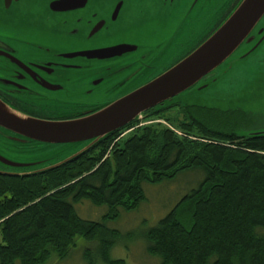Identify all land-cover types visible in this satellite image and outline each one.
<instances>
[{"label":"trees","instance_id":"16d2710c","mask_svg":"<svg viewBox=\"0 0 264 264\" xmlns=\"http://www.w3.org/2000/svg\"><path fill=\"white\" fill-rule=\"evenodd\" d=\"M180 107L177 127L152 108L146 123L134 120L57 167L0 174V264L65 258L78 237L97 242L87 264H126L110 256L121 235L106 223L146 200L143 183L186 170L203 178L144 231L145 251L160 264H264V134H237L238 119L249 125L241 111ZM82 201L107 211L84 219L75 209Z\"/></svg>","mask_w":264,"mask_h":264},{"label":"flooded vegetation","instance_id":"af4514ba","mask_svg":"<svg viewBox=\"0 0 264 264\" xmlns=\"http://www.w3.org/2000/svg\"><path fill=\"white\" fill-rule=\"evenodd\" d=\"M193 1L0 0V100L43 120H73L98 111L191 52L240 0H200L195 14ZM176 19L192 26L181 30L184 40L176 52L171 45L166 54ZM251 35L264 45V16ZM102 49L113 52L86 56ZM162 104L157 109H165ZM59 145L65 144L30 140L0 127V156L24 164L0 161V170L50 167L65 155V148L56 153Z\"/></svg>","mask_w":264,"mask_h":264},{"label":"water","instance_id":"95a60500","mask_svg":"<svg viewBox=\"0 0 264 264\" xmlns=\"http://www.w3.org/2000/svg\"><path fill=\"white\" fill-rule=\"evenodd\" d=\"M201 1L194 0L193 7L190 6V10L192 8L194 14L202 5ZM216 2L212 5H215ZM263 16L264 0H240L216 30L187 55L166 70L161 71L150 82L82 118L66 121L38 119L27 116L0 100V127L30 140L49 144H65L59 145V147H63L56 151L58 155L64 148L66 150L62 153H66L67 147L71 145L82 144L83 146L77 151H72L74 152L72 155L54 162L50 167L28 172L0 170V174L28 176L32 173L57 167L85 152L109 134L139 119L147 110L160 108L162 103L165 108L178 104L181 99L175 100L176 97L188 89L196 87H199L200 90L207 89L215 80L213 76L215 70L225 61L235 56L233 62H241L264 46L261 38L254 41V36L251 35ZM191 26V24L183 25V21L179 22L176 19L172 42L171 44L168 43L166 54H168L171 45L176 52L178 42L184 40L182 39L184 33H181V30L186 31ZM261 31L259 30L258 33ZM130 47L127 46L126 49ZM113 49L90 52L89 55L86 52V56L104 58L110 56ZM194 104L191 103V105ZM237 134L239 133L237 132ZM263 134L264 128L262 127L239 135L257 136ZM0 161L4 164L24 166V164L13 163L2 156H0Z\"/></svg>","mask_w":264,"mask_h":264},{"label":"rangeland","instance_id":"374dc122","mask_svg":"<svg viewBox=\"0 0 264 264\" xmlns=\"http://www.w3.org/2000/svg\"><path fill=\"white\" fill-rule=\"evenodd\" d=\"M198 38H193L195 42ZM232 56L225 61L214 73V81L205 90L199 87L188 89L178 95L175 100L178 105L168 106L152 117L162 116L168 123L177 127L183 119V109L186 104L204 105L218 110L241 111L249 115L241 118L234 126L239 134L250 132L257 127L264 126V47L245 60L234 63ZM238 114L227 116L225 119L233 121ZM144 119H148L144 118ZM246 121V122H244ZM252 121L255 124L251 127ZM168 124V125H169ZM81 145L67 147L62 160L79 148ZM57 161L56 158L51 159ZM203 178L201 170H186L180 172L172 180H163L159 183H143L142 188L146 200L130 212L118 210V217L110 219L106 226L120 232V239L111 249L112 258H122L126 264H160L158 258L150 256L145 251L144 231L156 225L158 220L165 216L175 203L190 189L197 186ZM77 213L84 219L99 220L106 213V206H94L88 201L75 205ZM188 225V223L186 224ZM97 242L87 241L82 237L76 239L74 247L65 258L51 256L47 264H87L85 252L95 253Z\"/></svg>","mask_w":264,"mask_h":264}]
</instances>
